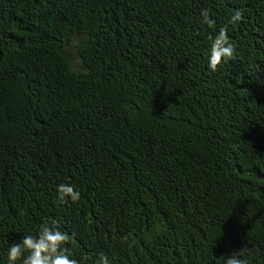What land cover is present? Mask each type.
<instances>
[{
	"label": "trees",
	"instance_id": "obj_1",
	"mask_svg": "<svg viewBox=\"0 0 264 264\" xmlns=\"http://www.w3.org/2000/svg\"><path fill=\"white\" fill-rule=\"evenodd\" d=\"M44 223L79 264H264V0H0V264Z\"/></svg>",
	"mask_w": 264,
	"mask_h": 264
},
{
	"label": "clouds",
	"instance_id": "obj_2",
	"mask_svg": "<svg viewBox=\"0 0 264 264\" xmlns=\"http://www.w3.org/2000/svg\"><path fill=\"white\" fill-rule=\"evenodd\" d=\"M201 22L209 28H214L216 21L211 18L210 9H202ZM242 12L236 10L229 18L228 23L236 25L242 19ZM229 29L227 26L219 28L215 37L209 36L212 44L209 52L208 68L216 72L224 60H230L236 51L235 45L230 41ZM58 198L61 202H78L81 193L71 184H60L57 187ZM72 237L66 231H61L55 223L41 224L36 235H26L20 242L13 243L7 252L8 264H79L77 259L71 258L72 252L68 245L71 244ZM244 250L233 252L224 261V264H248L246 259L241 257ZM96 264H112V261L105 255H101Z\"/></svg>",
	"mask_w": 264,
	"mask_h": 264
},
{
	"label": "rangeland",
	"instance_id": "obj_3",
	"mask_svg": "<svg viewBox=\"0 0 264 264\" xmlns=\"http://www.w3.org/2000/svg\"><path fill=\"white\" fill-rule=\"evenodd\" d=\"M78 38L76 37L74 41L67 46L66 48V54L68 58L71 61V64L75 70H80L82 69V62L81 59L77 53V43H78Z\"/></svg>",
	"mask_w": 264,
	"mask_h": 264
}]
</instances>
